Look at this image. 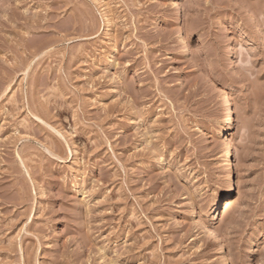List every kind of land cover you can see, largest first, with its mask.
<instances>
[{
	"label": "rangeland",
	"instance_id": "374dc122",
	"mask_svg": "<svg viewBox=\"0 0 264 264\" xmlns=\"http://www.w3.org/2000/svg\"><path fill=\"white\" fill-rule=\"evenodd\" d=\"M181 2L0 0V264H225L233 185L264 264V0Z\"/></svg>",
	"mask_w": 264,
	"mask_h": 264
},
{
	"label": "bare ground",
	"instance_id": "6f19581e",
	"mask_svg": "<svg viewBox=\"0 0 264 264\" xmlns=\"http://www.w3.org/2000/svg\"><path fill=\"white\" fill-rule=\"evenodd\" d=\"M171 2L174 5L178 6L179 11L181 12L180 14L182 15L183 5H182L181 0H171ZM181 41L185 44L184 38H181ZM227 53L230 54L232 57H235L234 48L232 44H230L227 47ZM221 93H222L221 102H222L224 116L222 119V127H221L220 132L222 134L221 136H224L225 138H227V141H226L227 144L223 148L222 159H223V162L226 164V166L228 165V167L229 166L232 167V172H233L235 181L237 179V182H236L237 186L236 184L235 186L238 187L240 166H239V163L236 160H234V150H233V145H232L233 143L232 141H230V137H229L235 128L234 104L232 102V98L230 97V95H227L223 92ZM234 192H236L234 185L231 186L230 188L224 189L222 194H223V197L226 199V201L224 203L222 202L223 203L222 205H220V202L218 203L216 202L213 205V210L211 211V215H210V220L212 222V227H211L212 228L211 234H213L212 239H214L215 242L219 244L218 255L224 259L223 261H225V264H228L227 256H226L227 248L225 244L223 243V241H221L220 238L216 235L214 226L219 221L222 209L224 210L225 213L229 212L232 209L234 203H232L233 200L231 199V196Z\"/></svg>",
	"mask_w": 264,
	"mask_h": 264
}]
</instances>
